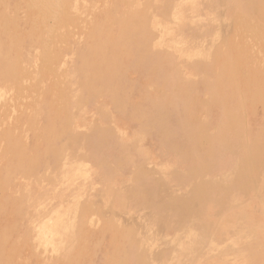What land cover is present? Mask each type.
I'll list each match as a JSON object with an SVG mask.
<instances>
[{"label":"rangeland","instance_id":"1","mask_svg":"<svg viewBox=\"0 0 264 264\" xmlns=\"http://www.w3.org/2000/svg\"><path fill=\"white\" fill-rule=\"evenodd\" d=\"M26 3L37 14L28 24L37 40L31 48L10 41L18 28L28 34ZM5 8L0 47L23 57L16 79L0 72V264H129L131 251L134 264H264V0H9ZM139 10L151 51L166 59V86L146 85L121 54L108 70L113 54L91 51L108 38L98 26L119 35ZM84 54L112 80L87 89ZM176 69L191 92L187 103L173 99ZM220 71L224 89L239 88L228 101L220 90L214 95ZM145 96L169 99L165 132L154 118L131 116L148 108ZM186 121L201 123L198 142L180 133ZM221 130L234 146L214 158L202 153ZM11 137L27 156L5 170ZM196 163L211 168L191 176ZM154 191L165 193L166 204L147 203ZM212 192L219 198L205 199ZM115 229L125 238H114Z\"/></svg>","mask_w":264,"mask_h":264},{"label":"bare ground","instance_id":"2","mask_svg":"<svg viewBox=\"0 0 264 264\" xmlns=\"http://www.w3.org/2000/svg\"><path fill=\"white\" fill-rule=\"evenodd\" d=\"M8 1L9 0H0V4L3 6V9L5 8V6L7 5V3H8ZM18 1V0H17ZM34 5V4H33ZM249 5V4H248ZM32 6V5H31ZM28 3H26V5H23V8H24V12H25V15H24V18H25V20H24V26H25V30L24 31H28V34H26V33H24V34H21L20 32H19V28L17 29V31L15 32H13L12 33V35H10V41H11V44H14V43H16V44H18L19 45V43L22 41V39H23V42L24 43H27L28 42V44L30 45V48L32 47V46H34L35 44H36V42H37V40H36V36H35V31H33L32 30V28H30L29 27V23H31V22H35V18L37 17V14L35 13V11H34V9H33V7L34 6H32L31 7ZM17 7V6H16ZM35 8H37V6H35ZM37 9H39V8H37ZM7 9L5 8L4 10H2L1 12H0V27H1V23L3 22V21H1V19H2V17L3 16H5V15H7V13L5 12ZM153 10V9H152ZM261 17V16H260ZM146 19V14H145V11H141V10H139V11H137V12H135V13H133L132 15H131V17L129 18V19H127L126 20V22H124V24H123V31H122V33L121 34H119V35H115L114 33H113V31L112 30H101V28H100V26H98V30L96 31V33L97 34H99L100 36L101 35H105V36H107L108 38H106V40H105V42L104 43H100L99 41H97V42H95V47L91 50L94 54H99V55H101V56H104L105 57V55L108 57V52L109 53H111V54H113V55H111L112 56V58H109V61H108V59H107V61H108V66H107V69L109 70V68H110V70H113L116 66H117V61H118V58L120 57L119 55L121 54V60L124 58V60L123 61H125V63L126 64H124L123 63V65H125V66H131L132 68H135V70L136 71H138L136 74L138 75V78H140V79H142L143 80V82L146 84V85H149V84H151V83H160V84H163L164 86H166V85H168V83H169V80H170V75L168 76V74H169V71H168V68L166 67V59H164V60H162V57L161 56H158L157 54H155L154 52H152L151 51V49H150V41H149V37H148V35H147V33H148V31H147V29H148V24H147V22H144V20ZM21 21V20H20ZM12 25V24H11ZM20 27V26H19ZM129 27V28H128ZM130 29V30H129ZM23 31V32H24ZM22 32V33H23ZM33 33V34H30V33ZM93 33V32H92ZM11 34V33H10ZM96 34V35H97ZM159 34V33H158ZM93 38V37H92ZM95 39V38H94ZM8 40V39H7ZM5 42V41H4ZM4 44V43H3ZM89 44V43H88ZM3 46V45H2ZM6 46H8V45H6ZM5 47V46H4ZM22 47V46H21ZM112 48V51L110 52L109 50ZM30 50V49H29ZM105 51V52H104ZM151 51V52H150ZM13 52V51H12ZM125 53H127V54H129L130 55V57L128 58L129 60L128 61H126V56H124V54ZM11 55V53H10V51H5L4 49H2L1 47H0V72H3V71H5V70H10L11 72H13L14 73V76H15V79H16V77H18V75L21 73V66H20V61L19 60H21V58L23 57V52H21L20 51V54H19V51L17 52V54L16 55H14V56H10ZM30 55V54H29ZM90 55H92V54H90ZM221 55V54H220ZM110 56V55H109ZM219 56V55H218ZM103 57V58H104ZM216 57V56H215ZM218 58V59H217ZM217 58H215V59H217V60H219V57H217ZM89 59H90V56L88 55V54H84V60H85V64L84 65H86V68H90L89 67ZM120 59V58H119ZM81 60V59H80ZM99 60V59H98ZM168 60V59H167ZM223 62H224V64H225V61H226V64H227V58L226 57H223ZM123 61H121V62H123ZM134 61H136L135 63H133ZM84 62V61H83ZM103 61H101V63H102ZM220 62V61H219ZM62 63V62H61ZM118 63H119V61H118ZM90 64L93 66V68L94 69H87V81H86V83H85V85H86V87H87V89H88V87H91V85L93 86V84H91V82L93 81V80H95V79H98L99 78V80H102V81H104V82H106L107 81V79L109 78V79H111L112 80V77L110 76V71L108 72V71H105V72H103V70H105V69H103V70H101L96 64H94V62H90ZM225 64V65H226ZM232 64V63H231ZM81 65V64H80ZM119 65V64H118ZM224 65V66H225ZM82 66V65H81ZM103 66V65H102ZM119 66H121L122 67V64L121 65H119ZM232 66V65H231ZM222 67V66H221ZM102 68V67H101ZM204 68V67H203ZM203 68H201V69H203ZM215 68V67H214ZM218 68V67H217ZM223 68V67H222ZM225 68H227V67H225ZM232 68V67H231ZM81 69V68H80ZM122 69V68H121ZM58 70H60V69H58ZM132 70V69H131ZM224 70V69H223ZM226 70V69H225ZM229 70V69H228ZM122 71V70H121ZM230 71V70H229ZM45 72V71H44ZM60 72V71H59ZM83 72V71H82ZM85 72V73H86ZM227 72V71H226ZM43 73V72H42ZM41 73V74H42ZM126 73H127V71H126ZM125 73V74H126ZM216 73V72H215ZM228 73V72H227ZM234 73V72H233ZM48 74V73H47ZM50 74V73H49ZM115 74V73H114ZM230 75H231V73H229ZM121 75V74H120ZM175 75L177 76V80H179V82H178V84L176 85V87H174V86H171V87H173V89H174V95H175V98H173V99H179L180 98V100H183L185 103H187L188 101H189V99H190V94H191V92H190V89L189 88H186V90H183L182 88H181V83L183 82V78H182V76H181V74H180V72H179V70H177L176 69V71H175ZM223 75H224V73H223V71H220L217 75H216V81H215V85H214V95H216V94H218V91L220 90V93L222 92V94H223V96H222V98L224 99V100H226V101H228L227 99H228V97H229V95H232V96H234L236 93H238L237 91L239 90V88L237 87V89H236V86H234V85H229L230 86V89L229 90H227V89H224L225 88V86L222 84L223 82H221L220 80L222 79V77H223ZM42 76H43V74H42ZM49 76H52V75H49ZM115 76V75H114ZM47 77V76H46ZM130 77V76H129ZM114 78V77H113ZM119 78V77H118ZM128 78V77H127ZM132 78V77H131ZM130 78V79H131ZM230 78V77H229ZM234 78V77H233ZM108 79V80H109ZM227 79V78H226ZM39 80H41V79H39ZM85 80V79H84ZM124 80V79H123ZM231 80V79H230ZM16 81V80H15ZM49 81V80H48ZM125 81V80H124ZM134 81V80H133ZM228 81H229V79H228ZM233 81V80H232ZM122 82V81H121ZM241 82V81H240ZM19 83V82H18ZM43 83V82H42ZM84 83V82H83ZM107 83V82H106ZM114 83V82H113ZM227 83V82H226ZM229 83V82H228ZM237 83V82H236ZM239 83V82H238ZM35 84V83H34ZM102 84H104V83H102ZM111 83H109V85H110ZM119 84V83H118ZM131 86H133V87H136V84H138L137 82L135 83L134 82V84H131V83H129ZM231 84V83H230ZM51 85V84H50ZM49 85V86H50ZM112 85V84H111ZM47 86V85H46ZM105 86V85H104ZM121 86V85H120ZM125 86V85H124ZM131 86H129V87H131ZM39 87H41V86H39ZM97 87V86H96ZM112 87V86H111ZM122 87H123V85H122ZM128 87V86H127ZM128 87V88H129ZM146 87V86H145ZM144 87V88H145ZM104 88V87H103ZM105 88H106V86H105ZM114 88H115V84H114ZM241 88V87H240ZM246 88V87H245ZM38 89V88H37ZM47 89V88H46ZM79 89V88H78ZM92 89V88H91ZM100 89V88H99ZM118 89V88H117ZM48 90H50V89H48ZM128 90H133V89H128ZM252 90V89H251ZM83 91V90H82ZM106 91V90H105ZM114 91H116V90H114ZM117 91H119V90H117ZM79 92V91H78ZM113 92V91H112ZM132 92V91H131ZM55 93V92H54ZM80 93V92H79ZM91 93V92H90ZM119 93V92H118ZM129 93H130V91H129ZM146 93V92H145ZM144 93V94H145ZM166 93V92H165ZM168 93V92H167ZM252 93V92H251ZM44 94H46V93H44ZM127 94V93H126ZM148 93H146V95H147ZM181 94H184V96H185V98L183 99L182 97H181ZM102 95V94H101ZM115 95V94H114ZM139 95V94H138ZM137 95V96H138ZM141 96L143 95V94H140ZM154 95V94H153ZM152 95V96H153ZM169 95H170V93H169ZM59 96V95H58ZM90 96V95H89ZM252 96V95H251ZM55 97H56V94H55ZM54 97V98H55ZM87 97V96H86ZM125 97V96H124ZM132 97V96H131ZM146 97V96H145ZM155 97V96H154ZM234 97H236V96H234ZM45 98V97H44ZM53 98V97H52ZM57 98V97H56ZM117 98V97H116ZM136 98V97H135ZM214 98V97H213ZM51 99V98H50ZM118 99V98H117ZM134 99V98H133ZM132 99V100H133ZM143 99H144V97H143ZM146 99L148 100V104H149V106H148V108H146V109H144V108H136V109H134L135 111H134V113H132L131 114V116L133 117L134 116V118H137L138 120L137 121H139V120H141V121H145L144 123H147V121H150L151 119H156V121H157V124H159V126H160V129L163 131V132H165L166 130H168L167 129V126L169 125V122H170V114H165V115H162V113L161 112H166V111H168V110H166V107L168 106V100L169 99H163V100H161V99H159V100H155V101H153V100H151V99H148L147 97H146ZM232 99V98H231ZM253 99V98H252ZM47 100V99H46ZM52 100V99H51ZM58 100V99H57ZM83 100H85V98L83 99ZM122 100V99H121ZM214 100H215V102H216V99L214 98ZM245 100V99H244ZM112 101V100H111ZM135 101H136V99H135ZM142 101V100H141ZM144 101V100H143ZM171 102V104H177V102L176 101H173V100H170ZM219 101H221L220 100V98H219ZM223 101V100H222ZM119 102V101H118ZM237 102V101H236ZM44 103V102H43ZM113 103V102H112ZM239 103V102H238ZM246 103V102H245ZM57 104V103H56ZM115 104H117L116 103V101H115ZM122 104V103H121ZM50 105V104H49ZM134 105V104H133ZM236 105V104H235ZM34 106V105H33ZM57 106V105H56ZM228 106V105H227ZM234 106V105H233ZM240 106V105H239ZM244 106V105H243ZM52 107H54V106H52ZM246 107H248V106H246ZM51 108V107H50ZM125 108V107H124ZM230 108V107H229ZM233 108V107H232ZM99 109V108H98ZM236 109V108H235ZM25 110V109H24ZM32 110V109H31ZM224 110H225V108H224ZM61 111V110H60ZM235 111V110H234ZM238 111V110H237ZM248 111V110H247ZM230 112H231V110H230ZM60 113V112H59ZM225 113H227V112H225ZM249 113V112H248ZM250 113H251V111H250ZM260 113V112H259ZM56 115V114H55ZM226 115V114H225ZM241 115V114H240ZM247 115V114H246ZM228 116V115H227ZM54 117V116H53ZM131 117V118H132ZM243 117V116H242ZM228 118V117H227ZM234 118V117H233ZM253 118V117H252ZM54 119V118H53ZM111 120V119H110ZM242 120V119H241ZM253 120V119H252ZM264 120V119H263ZM262 120V121H263ZM229 121V120H228ZM260 121V120H259ZM235 122V121H234ZM16 123V122H15ZM122 123H123V121H122ZM153 123V122H152ZM236 123V122H235ZM258 123V122H257ZM193 124V125H192ZM201 123L200 122H196L195 123V121H186V122H184L183 123V128L182 129H180L181 130V134H182V136L183 135H185V136H187V139L189 140V142H194V143H196V141L198 142V140H197V134H196V132L197 131H199L200 129H201V125H200ZM16 125V124H15ZM51 125V124H50ZM204 125H205V123H204ZM231 125V124H230ZM235 125V124H234ZM12 126H13V124H12ZM49 126V125H48ZM246 126V125H245ZM252 126V125H251ZM130 127V126H129ZM147 127V126H146ZM153 127V126H152ZM14 128V127H13ZM16 128V127H15ZM46 128V127H45ZM61 128V127H60ZM203 128V127H202ZM255 128V127H254ZM6 129V128H5ZM232 129H234V128H232ZM16 130H17V128H16ZM19 130V129H18ZM21 130H22V127H21ZM20 130V131H21ZM35 130V129H34ZM33 130V131H34ZM46 130V129H45ZM60 130V129H59ZM106 130V129H105ZM26 131V130H25ZM29 131V130H28ZM32 131V132H33ZM131 131V130H130ZM203 131V130H202ZM222 131L223 130H221V131H217V133L216 134H214V135H212V136H210L209 138H208V144H209V146H208V148L206 149V150H204V151H202V153H204V154H209L211 157H215V155L217 154V153H219V152H221V151H223L224 149H231L232 148V146H234V144L230 141V139H228L227 137H228V135L227 134H224V133H222ZM232 131V130H231ZM23 132V131H22ZM21 132V133H22ZM31 132V133H32ZM35 132V131H34ZM46 132H48L49 134H52V131H50V130H48L47 129V131ZM45 132V133H46ZM30 133V132H29ZM100 133V132H99ZM171 133V132H170ZM235 133V132H234ZM259 133V132H258ZM14 134V133H13ZM38 134V133H37ZM244 134V133H243ZM6 135L8 136L9 134H7L6 133ZM21 135V134H20ZM27 135V134H26ZM39 135V134H38ZM156 135H158V134H156ZM175 135V134H174ZM242 135V134H241ZM261 135V134H260ZM34 136V135H33ZM167 136V135H166ZM165 136V137H166ZM258 136V135H257ZM44 137V136H43ZM136 137V136H135ZM8 138H9V136H8ZM24 138V137H23ZM29 138V137H28ZM35 138H36V136H35ZM50 138H51V136H50ZM158 138V137H157ZM255 138V137H254ZM31 139H33V138H31ZM42 139H44L43 141H45V138H42ZM104 139V138H103ZM102 138H100V144L101 145H104L106 142L103 140ZM163 139H165L164 137H163ZM200 139V138H199ZM243 139V138H242ZM17 140L18 139H16V138H13V137H11V141L9 140V143L7 144V147H5L6 148V154H5V156H4V159L6 158L7 160H8V164H7V167L5 168V170H8V169H10V167H11V165H10V163L12 164L13 162H14V160L16 161V158L17 159H19V160H25L24 158H26V156L24 155V153H23V148H22V150L20 149V147H18L17 146ZM29 140V139H28ZM34 140V139H33ZM54 140V139H53ZM52 140V141H53ZM21 141H22V139H21ZM243 141H245V140H243ZM242 141V142H243ZM254 141V140H253ZM35 142V141H34ZM163 142V141H162ZM201 142V141H200ZM241 142V143H242ZM19 143V142H18ZM54 143V142H53ZM63 143V142H62ZM62 143H60V144H62ZM71 143V142H70ZM194 143L192 144V145H194ZM38 144V143H37ZM59 144V145H60ZM93 144L94 143H92V146H93ZM172 144H173V142H172ZM177 144V143H176ZM175 144V145H176ZM1 145H3V144H1ZM1 145H0V147H1ZM53 145V144H52ZM72 145V144H71ZM207 145V144H206ZM264 145V144H263ZM27 146V145H26ZM37 147V146H36ZM96 147V146H95ZM176 147V146H175ZM174 147V148H175ZM177 147H179V146H177ZM33 148V147H32ZM45 148V147H44ZM93 148H94V146H93ZM192 148H193V146H192ZM1 149V148H0ZM27 149V148H26ZM5 150V149H4ZM3 150V151H4ZM29 150V149H28ZM176 150H177V148H176ZM193 150V149H192ZM252 150V149H251ZM25 151H27V150H25ZM241 151V150H240ZM245 151V150H244ZM32 152V151H31ZM39 152V151H38ZM29 153V152H28ZM52 153H53V151H52ZM246 154V153H245ZM136 155V154H135ZM240 155H242V154H240ZM186 157V156H185ZM12 159V161H11V159ZM201 159V158H200ZM238 159H240V158H238ZM242 159H243V161H245L244 163H245V165L247 164V162L250 160H248V158H247V154H246V157H242ZM98 160H99V158H98ZM135 160V159H134ZM203 160V159H202ZM1 161V160H0ZM240 160H238V162H239ZM2 162V161H1ZM211 162V161H210ZM241 164H243V163H241ZM244 165V166H245ZM14 166V165H13ZM244 166L243 167H241L240 166V164H239V166L237 167V169H238V171H239V173H242L243 175L245 174V172H246V170L244 169ZM4 167V166H3ZM15 167V166H14ZM138 167V166H137ZM214 167V166H213ZM235 167V166H234ZM17 168V167H16ZM19 168V167H18ZM205 168H206V170L207 171H209L210 170V168H211V166H210V164H208L207 166H204V165H202L201 166V164H198V163H196L193 167H192V171H191V176H196V175H198V174H200L201 172H203L204 170H205ZM29 169V168H28ZM0 170H2V168L0 169ZM234 171V170H233ZM237 171V172H238ZM16 172V171H15ZM18 172V171H17ZM47 172V171H46ZM188 172V171H187ZM211 172V171H210ZM226 172V171H225ZM42 173V172H41ZM188 173H190V172H188ZM248 173V172H247ZM246 173V174H247ZM5 175V174H4ZM11 175V174H10ZM9 175V176H10ZM236 175V174H235ZM242 175V176H243ZM2 177V176H1ZM6 177V176H5ZM13 178V177H12ZM12 178H10V179H12ZM244 178V177H243ZM1 179H3V178H1ZM42 179V178H41ZM138 181V180H137ZM243 181H245V180H243ZM243 181H241V182H243ZM5 185V184H4ZM11 185V184H10ZM182 185V184H181ZM212 185V184H211ZM214 185V184H213ZM218 185V184H217ZM6 187V186H5ZM143 187V186H142ZM141 187V188H142ZM214 187V186H213ZM194 188V187H193ZM210 188V187H209ZM215 188V187H214ZM160 189V188H159ZM219 189V188H218ZM195 191V190H194ZM217 191V190H216ZM221 192H222V188H221V190H220ZM225 191V190H224ZM155 193L154 194H152V198L151 199H146V201H147V203H152V204H155V203H157V204H166V199H167V197H166V199H164L165 198V193H163L162 191H154ZM192 192H193V189H192ZM170 193V192H169ZM191 193V192H190ZM209 193V192H208ZM196 194V193H195ZM204 194V193H203ZM216 194V193H215ZM214 194V192H212V194H208L206 197H205V199H207V200H212V199H214V201H215V199L216 198H219L218 197V194L217 195H215ZM229 194V193H228ZM187 195V194H186ZM185 195V196H186ZM181 196H182V194H181ZM197 196V195H196ZM10 197V196H9ZM148 197V196H147ZM175 197H177V196H175ZM183 197V196H182ZM1 198H3V197H1ZM153 199V200H152ZM150 200H152V201H150ZM213 201V200H212ZM2 202V201H1ZM192 202V201H191ZM171 203H173V202H171ZM171 203H169V204H171ZM174 204V203H173ZM177 205V204H176ZM199 205V204H198ZM209 205V204H208ZM4 206V205H3ZM172 206V205H171ZM181 206V205H180ZM188 207V206H187ZM176 208V207H175ZM186 208V207H185ZM200 208V207H199ZM208 208V207H207ZM206 208V209H207ZM10 209H11V206H10ZM181 209V208H180ZM4 210V209H3ZM184 210V209H183ZM2 211V210H1ZM202 212V211H201ZM207 212V211H206ZM180 217H182V216H186V212L185 211H179V212H176ZM202 214H203V212H202ZM83 223H85V221L83 222ZM83 223H81V224H83ZM6 224H7V222H6ZM8 226V225H7ZM4 227V226H3ZM112 228V227H111ZM112 229H114V228H112ZM76 230V229H75ZM10 231V230H9ZM13 231V230H12ZM199 231V230H198ZM11 232V231H10ZM12 233V232H11ZM113 233V235H114V238H118V236H123L122 238H125V236H126V233L125 232H121V233H119V232H117V230L115 229L114 230V232H112ZM200 233V232H199ZM88 236V235H87ZM197 236V235H196ZM130 237V236H129ZM7 243V242H6ZM132 244V243H131ZM12 245V244H11ZM15 246V245H14ZM131 246V245H130ZM123 247V246H122ZM85 248V247H84ZM87 248V247H86ZM16 249V248H15ZM107 250V249H106ZM16 252V251H15ZM18 253V252H17ZM80 253V252H79ZM90 253V252H89ZM19 255V254H18ZM124 255V254H123ZM15 256V255H14ZM16 257V256H15ZM19 257V256H18ZM145 258V257H144ZM11 258H9V260H10ZM69 259H71V258H69ZM128 259H129V264H134L135 262H136V260H137V257L135 256V254L131 251V252H129L128 253ZM4 260V259H3ZM14 260V259H13ZM119 260H121V259H119ZM8 261V260H7ZM76 261H77V259H76ZM116 261V260H115ZM3 262V261H2ZM11 262H12V259H11ZM79 262V261H78ZM18 263V262H17ZM6 264H7V262H6ZM137 264V263H136Z\"/></svg>","mask_w":264,"mask_h":264}]
</instances>
